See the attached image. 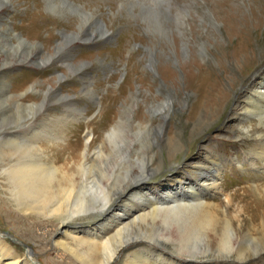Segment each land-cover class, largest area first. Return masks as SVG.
<instances>
[{
	"label": "rangeland",
	"instance_id": "rangeland-1",
	"mask_svg": "<svg viewBox=\"0 0 264 264\" xmlns=\"http://www.w3.org/2000/svg\"><path fill=\"white\" fill-rule=\"evenodd\" d=\"M37 11L50 20V27L38 28L31 23L30 16ZM166 68L173 69L176 77L164 76ZM189 71L196 78L193 85L188 80ZM263 71L264 0H0V76L15 99L9 102L0 85L1 240L21 262L72 263L52 248L54 240L50 242L43 230L38 231L42 238L33 237L32 228L16 219L4 171L10 160L3 162L8 150L2 141L11 132L25 131L18 127L26 122L46 131L39 143L45 147L46 158L70 172L80 158L52 157L74 138L79 140L82 154L85 132L92 131L97 140L92 142V137L89 141L87 162L94 164L92 172L100 182V173L107 171L116 179L121 177L118 184H123L125 172L140 173L144 160L160 158L161 163L157 160L156 164L163 170L142 185L147 187L148 196L157 199L169 191L190 198L183 182L185 186L194 184L193 165L211 167L217 155L223 168L219 179L223 195L210 190L206 199L226 204L225 196L230 193V215L250 212L248 207L257 204L252 193H260L255 186L264 183V170L259 172L264 166L260 162L253 166L245 159L240 140L248 136V130L259 131L261 126L257 118L251 117L249 122L234 109ZM200 76L204 77L206 93L197 106ZM106 104L113 105L112 118L123 122L117 139L121 157L107 156L111 149L98 134ZM194 109L196 114L191 117ZM172 136L181 141L174 157L178 165L167 158ZM102 152L108 158H99ZM181 173L183 182L174 186V177ZM244 188L252 195L247 196ZM127 202H116L108 217ZM102 221L72 224L68 229L78 236L76 231L80 230L85 236L86 230H99ZM143 225L149 229L139 234L142 239L160 236L158 225ZM129 233L136 237L134 228ZM252 233L264 243V234L259 230ZM59 240L72 244L68 237ZM134 242L129 245L137 244ZM262 247L258 240H246L239 249L254 256L248 264H264V257L257 256ZM233 262L219 263L245 264Z\"/></svg>",
	"mask_w": 264,
	"mask_h": 264
},
{
	"label": "bare ground",
	"instance_id": "bare-ground-1",
	"mask_svg": "<svg viewBox=\"0 0 264 264\" xmlns=\"http://www.w3.org/2000/svg\"><path fill=\"white\" fill-rule=\"evenodd\" d=\"M30 17L31 23L38 28L51 26L50 20L42 17L38 11ZM172 70L166 68L164 76L169 79L176 77ZM187 75L189 83L193 85L195 76L190 71ZM1 76L0 85L3 89L1 94H5L9 102H14V94L8 90L7 83ZM197 79L200 93L197 106H199L206 92L203 90L204 77L200 76ZM244 93L242 99L235 104L234 113L240 110L245 115V120L249 122L251 117H255L261 126L259 131L248 130V136L240 140L243 142L244 157L250 160L253 166L255 162L256 164L260 162L264 166V71L254 79ZM112 106L111 104L103 106L105 125H100L98 134L106 147L111 149L107 152L110 154L106 153V155L112 157L114 154L121 157V153H118L121 150V144L117 139L123 122L122 119L118 122L116 116L112 118L114 114ZM195 110L191 117L196 114ZM238 126L240 127V124ZM22 127L25 131L5 134L6 138L2 141L5 149L8 150L3 162L6 163L7 158L10 160V163H6L4 171L15 202L16 219L32 228L33 237L40 238V234H48L51 237L50 242L53 243L54 240L52 248L59 253L62 252L63 256H68L71 264H115L118 260H123L122 264H220L234 263L233 261L248 264L254 256L243 253L239 249L240 244L246 240H258L264 247L263 241L252 233L259 230L264 234V183L255 186L260 193H252L257 206H244L250 208V212L239 210V214L230 215L227 211L232 203L233 195L230 193L225 196L226 204H214L206 199L211 196L210 190L215 195H223L224 189L219 183L223 168L220 157L218 158L217 155H215L217 159L213 158L211 167L193 165L196 170L190 172L194 177V184L189 182L190 185L185 186L183 173L174 177L173 185L183 182V189L189 190L190 198L184 194L178 195L174 191H169L163 198L157 199L148 196L147 187L144 188L142 185L147 178L163 170L164 167L158 168L156 164L161 163L160 158L153 160L154 162L144 160L142 168H139L140 173L125 172L127 176L123 184H118L121 177L118 176L116 179L107 171L100 173V182L95 179V173L92 172L94 164L87 162L89 141L92 137V142L97 140L92 131L85 132L82 154L78 149L81 144L74 138L75 141L73 140L72 143L58 147L59 154L57 157H52L54 160L58 157L80 158V162L74 165V171L70 172L58 168L49 157L46 158L45 147L39 144L44 139L46 131L40 132L38 128L31 126L30 122L18 128ZM244 139H250L251 143H247ZM168 140L167 158L172 165H178L174 163V157L175 150L180 147L181 141L177 136L169 137ZM104 154L98 153V157H107ZM237 165L239 168L242 166L239 161ZM262 170L264 168L259 172ZM243 190L246 191L247 196L252 195L249 189ZM123 199H127L128 202L119 212L108 217L115 203ZM258 205L261 207L258 208ZM99 219L103 220L100 229L86 230L85 236L80 235L82 233L80 230L76 231L78 236L68 229V226L72 224ZM113 219L117 222L116 224L112 222ZM31 220L36 222H30ZM150 223L160 227L158 231L160 236L142 239L139 234L149 229L143 224ZM132 228L136 232L135 238L129 233ZM244 228H247V232H240ZM39 230L44 232L39 233ZM62 237L70 238L72 244L61 242L59 239ZM212 239L215 241L214 244ZM132 241L137 244L129 245ZM129 249H135L133 250L135 252L129 253ZM14 252L0 238V264H37L21 262L20 257ZM257 256L264 257V248L257 253Z\"/></svg>",
	"mask_w": 264,
	"mask_h": 264
}]
</instances>
